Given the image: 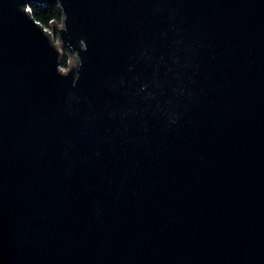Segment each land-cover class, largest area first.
<instances>
[{"label":"water","instance_id":"95a60500","mask_svg":"<svg viewBox=\"0 0 264 264\" xmlns=\"http://www.w3.org/2000/svg\"><path fill=\"white\" fill-rule=\"evenodd\" d=\"M0 264H264V0H0Z\"/></svg>","mask_w":264,"mask_h":264},{"label":"trees","instance_id":"16d2710c","mask_svg":"<svg viewBox=\"0 0 264 264\" xmlns=\"http://www.w3.org/2000/svg\"><path fill=\"white\" fill-rule=\"evenodd\" d=\"M26 11L31 18L44 29H48L53 22L59 25L61 24L62 15L55 3H33L27 6ZM63 68H65V66H63Z\"/></svg>","mask_w":264,"mask_h":264},{"label":"rangeland","instance_id":"374dc122","mask_svg":"<svg viewBox=\"0 0 264 264\" xmlns=\"http://www.w3.org/2000/svg\"><path fill=\"white\" fill-rule=\"evenodd\" d=\"M49 32V34L51 35L50 39L52 41V44H57V33L53 31V29L49 26L48 29H45ZM62 62L60 63V67L59 70H64L67 71L68 70V57H66L65 55H62ZM63 66H65V68H63Z\"/></svg>","mask_w":264,"mask_h":264}]
</instances>
